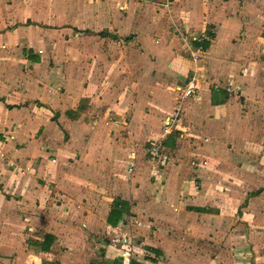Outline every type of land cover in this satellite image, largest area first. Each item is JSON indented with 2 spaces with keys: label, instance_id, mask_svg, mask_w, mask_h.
<instances>
[{
  "label": "crops",
  "instance_id": "0c3cea01",
  "mask_svg": "<svg viewBox=\"0 0 264 264\" xmlns=\"http://www.w3.org/2000/svg\"><path fill=\"white\" fill-rule=\"evenodd\" d=\"M0 264H264V0H0Z\"/></svg>",
  "mask_w": 264,
  "mask_h": 264
},
{
  "label": "built area",
  "instance_id": "2783aa9c",
  "mask_svg": "<svg viewBox=\"0 0 264 264\" xmlns=\"http://www.w3.org/2000/svg\"><path fill=\"white\" fill-rule=\"evenodd\" d=\"M193 58L194 60H199L200 59V56L198 53H195L193 55ZM196 78L193 76L190 80V82L188 83L187 85V89H186V92L188 95H191L195 89H196V82H195ZM165 131H169V126H165ZM157 150V146L156 144L154 143L153 146H152V151L155 152Z\"/></svg>",
  "mask_w": 264,
  "mask_h": 264
},
{
  "label": "rangeland",
  "instance_id": "374dc122",
  "mask_svg": "<svg viewBox=\"0 0 264 264\" xmlns=\"http://www.w3.org/2000/svg\"><path fill=\"white\" fill-rule=\"evenodd\" d=\"M233 226H234V224H233ZM117 239H119L118 243H116L117 246H119V245L121 246L123 242H126L127 241V238L126 237L118 236Z\"/></svg>",
  "mask_w": 264,
  "mask_h": 264
},
{
  "label": "trees",
  "instance_id": "16d2710c",
  "mask_svg": "<svg viewBox=\"0 0 264 264\" xmlns=\"http://www.w3.org/2000/svg\"><path fill=\"white\" fill-rule=\"evenodd\" d=\"M117 213V212H116ZM110 219V218H109Z\"/></svg>",
  "mask_w": 264,
  "mask_h": 264
}]
</instances>
